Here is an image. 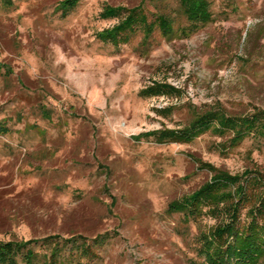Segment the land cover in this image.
I'll list each match as a JSON object with an SVG mask.
<instances>
[{
	"label": "rangeland",
	"instance_id": "obj_1",
	"mask_svg": "<svg viewBox=\"0 0 264 264\" xmlns=\"http://www.w3.org/2000/svg\"><path fill=\"white\" fill-rule=\"evenodd\" d=\"M207 1L211 21L189 32L179 0H0V241L38 240L35 264L52 235L74 239L67 264L201 262V234L221 216L185 220L169 203L212 178L201 162L264 172V139L142 134L183 129L195 108L264 111V0ZM139 4L172 32L99 38L121 19L106 8ZM163 83L177 92L142 93Z\"/></svg>",
	"mask_w": 264,
	"mask_h": 264
},
{
	"label": "trees",
	"instance_id": "obj_2",
	"mask_svg": "<svg viewBox=\"0 0 264 264\" xmlns=\"http://www.w3.org/2000/svg\"><path fill=\"white\" fill-rule=\"evenodd\" d=\"M78 0H64L65 9L69 10ZM179 9L189 23L190 31L211 21L207 0H179ZM105 17H121L111 28L98 32L103 41L114 45L125 42L128 34L139 27L145 38L155 28L168 36L172 32V22L164 14L149 21L142 4L127 7H108ZM177 92L169 84H155L142 93L148 96ZM44 110H42L43 112ZM46 118L49 112L44 111ZM192 119L183 129H163L146 132L142 135L154 136L159 142H188L194 136L211 129L223 135L230 133L231 145L240 142L245 132L255 131L264 139V111L257 110L251 115L228 116L217 108L193 109ZM203 163L212 173V178L205 181L190 195L171 201L168 211L180 212L185 220L196 219L202 214L220 217L206 233L201 234L199 254L201 262L196 264H264V172L258 169L244 171L242 174H230L216 166ZM246 208V222L240 221L241 210ZM59 235L44 239L49 251L43 255L42 264H67L61 255L63 246L74 239L59 242ZM98 238V237H97ZM38 240L0 241V264H35L40 254L32 245ZM88 248H84L87 253Z\"/></svg>",
	"mask_w": 264,
	"mask_h": 264
}]
</instances>
